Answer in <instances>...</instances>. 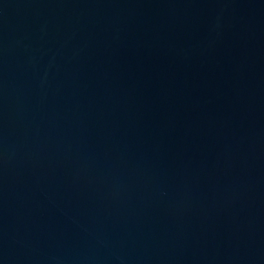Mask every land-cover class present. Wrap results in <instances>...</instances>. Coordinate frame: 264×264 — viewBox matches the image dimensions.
Wrapping results in <instances>:
<instances>
[{"label":"water","instance_id":"water-1","mask_svg":"<svg viewBox=\"0 0 264 264\" xmlns=\"http://www.w3.org/2000/svg\"><path fill=\"white\" fill-rule=\"evenodd\" d=\"M0 264H264V0H0Z\"/></svg>","mask_w":264,"mask_h":264}]
</instances>
